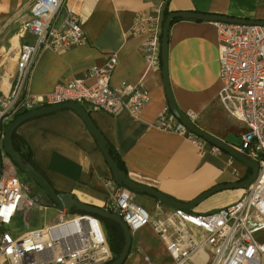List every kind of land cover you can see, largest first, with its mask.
I'll return each mask as SVG.
<instances>
[{"label":"built area","instance_id":"obj_1","mask_svg":"<svg viewBox=\"0 0 264 264\" xmlns=\"http://www.w3.org/2000/svg\"><path fill=\"white\" fill-rule=\"evenodd\" d=\"M77 1L71 0L61 15L68 0H31L29 13L20 23V30L33 40L19 45L12 83L0 93V264H104L112 258L99 218L60 210L53 203H38L2 147L6 125L32 109L75 102L87 112L114 115L126 110L135 116L148 103V92L141 84L110 85L117 64L114 53L106 54L101 66L86 72L89 81L69 79L55 84L46 94L27 93L29 72L41 50L63 53L85 42L80 16L72 8ZM213 25L220 82L216 98L227 115L243 127L234 148L257 162L254 180L235 201L208 214L160 203L152 213L137 202L136 192L119 185L102 208L118 214L131 234L151 226L171 264H259L264 255V239L256 238L264 231V25L221 21ZM127 32L146 36L141 52L149 64L158 67L161 19L157 11L137 13ZM183 116L191 123L196 118L191 110ZM154 126L182 135L200 149L205 144L168 107L159 112ZM210 152L221 150L211 145ZM50 209L53 216L48 222L33 224L31 214ZM189 227L198 228L199 233H192ZM141 259L142 264H155L146 254Z\"/></svg>","mask_w":264,"mask_h":264},{"label":"crops","instance_id":"obj_2","mask_svg":"<svg viewBox=\"0 0 264 264\" xmlns=\"http://www.w3.org/2000/svg\"><path fill=\"white\" fill-rule=\"evenodd\" d=\"M30 3L31 0H0V53L6 50L9 55L12 51L10 56L16 59L19 45L33 40L20 30ZM69 4L71 0L67 5L63 3L61 15ZM72 8L80 16L85 42L63 53L48 48L41 50L29 72L27 93L43 95L65 80L86 79L90 68L101 66L105 55L114 53L117 64L110 85L141 84L148 92L149 101L135 116L126 110L114 115L104 111L89 113L121 158L126 174L179 203H187L217 184L240 181L247 168L236 159L230 160L223 151L211 153V145L203 139L205 144L200 149L184 136L154 126L159 112L168 107L161 64L159 61L158 67L152 66L144 58L141 45L145 35L127 31L137 13L155 10L162 20L164 9L264 20V0H78ZM14 36H17L15 46L11 41ZM217 56L213 22L180 19L170 25L167 75L174 103L180 112L191 110L195 114L193 124L226 143V133L216 134L229 126V116L216 98L220 87ZM14 73L15 62L6 91ZM1 85L2 82L0 93L6 92ZM238 124L240 136L243 127ZM16 132L26 141L32 161L56 191L68 192L84 203L102 207L115 189L95 139L74 111L64 108L29 119ZM238 144L239 141L229 145ZM242 191L241 188L220 190L185 211L201 215L215 212L235 201ZM137 202L151 212L159 204L153 198H137ZM189 231L199 233L195 227H189ZM139 261L142 264L140 256ZM259 264H264V255Z\"/></svg>","mask_w":264,"mask_h":264},{"label":"water","instance_id":"obj_3","mask_svg":"<svg viewBox=\"0 0 264 264\" xmlns=\"http://www.w3.org/2000/svg\"><path fill=\"white\" fill-rule=\"evenodd\" d=\"M173 19H195V20H206V21H221V22H229V23H247V24H259L264 25V20H250L243 19L237 17H228L224 15H216L210 13H202V12H193V11H170L166 14L163 19L161 25V36H160V51H159V60L161 64V72H162V82L164 86V92L168 104L169 111L181 122L190 132H192L195 136L203 139L206 143L217 147L221 151L228 154L230 157L236 159L239 163L244 165L246 168L250 169V175L240 181H236L233 183H223L217 184L210 189L204 191L191 201L187 203H179L172 198L168 197L164 193L158 191L156 188L137 182L131 179L124 171H122L112 159L109 154V149L112 148L110 142L106 139V137L101 133L96 124L94 123L90 113L87 112L80 104L75 102H63L56 105L39 107L36 109H32L30 111L21 113L14 117L5 127L4 129V137L2 140V147L4 153L10 158L13 164L16 166L18 171L25 174L29 177L44 193V196L54 205L57 206L58 209L66 210V211H79L90 213L98 218L108 219L114 223H116L123 235V245L116 256V258L110 262L109 264H123L128 256V251L131 246L132 237L129 232L128 226L121 219L118 214L108 212L104 210L102 207L84 203L77 198L73 197L68 192H56L55 189L51 186L49 181L44 178V176L36 170L28 161L23 159L20 154L13 148L11 142V135L13 131L23 122L46 114H50L60 109H70L74 111L82 120L85 127L91 136L95 139L105 161L108 165L113 181L116 185L125 186L126 188L131 189L132 191L140 194H145L155 199L163 206L168 208H176L187 210L209 197L215 192L224 189H234L241 188L245 189L249 186V184L254 180L258 164L253 159L247 157L244 153L237 151L231 145L225 143L223 140L215 137L214 135L202 130L195 124L191 123L187 120L183 114L177 109L172 93L170 90V85L168 81L167 75V50H168V31Z\"/></svg>","mask_w":264,"mask_h":264},{"label":"rangeland","instance_id":"obj_4","mask_svg":"<svg viewBox=\"0 0 264 264\" xmlns=\"http://www.w3.org/2000/svg\"><path fill=\"white\" fill-rule=\"evenodd\" d=\"M11 44L8 43L7 48H9ZM12 51L7 55L6 50L1 51L0 53V84L2 82V76L5 72H8L9 75L14 72V60L11 59ZM16 57V56H15ZM228 125L226 126L223 132H216V134L226 133L225 140L227 144L236 145L240 140L239 136V124L237 121L235 122L233 118H228ZM23 176V182L27 188V191L31 194V196L38 200V203H48V199L44 196L42 190L25 174L18 171ZM137 198L140 199H152L150 196L145 194L137 193ZM151 212V211H150ZM153 213V211H152ZM34 219L35 225L40 222H48L53 216V211L50 209L47 212L41 213L37 212L35 214H31ZM21 225V223H20ZM132 242L130 246V250L128 252V256L123 264H140L139 256L142 254L148 255L150 260L155 264H171L167 253L164 250V247L157 237V235L153 232L151 226H147L146 228L139 230L137 233L131 235ZM264 237V232L256 235V238L261 239ZM112 255V253H111Z\"/></svg>","mask_w":264,"mask_h":264},{"label":"trees","instance_id":"obj_5","mask_svg":"<svg viewBox=\"0 0 264 264\" xmlns=\"http://www.w3.org/2000/svg\"><path fill=\"white\" fill-rule=\"evenodd\" d=\"M167 13H169V12L166 9H164L162 12L161 25H162L163 19ZM178 20H180V19H173L171 24L175 21H178ZM182 114H184V113H182ZM11 142H12L13 148L20 154V156L23 159H25L26 161H28L36 170H38L44 176L45 179H47L46 176L44 175V173L42 171H40L37 168V166L34 164V162L32 161L31 151H30L26 141L22 137H20V135L16 132V129L13 131V133L11 135ZM108 151H109V154L112 157V159L115 161L116 165L122 171L127 173L125 170V167L123 165V162H122L121 158L119 157V155L116 153L114 147L112 146V148H110ZM250 173H251L250 169L247 168L245 173L242 175V177L239 180H243V179L247 178L250 175ZM47 181H48V179H47ZM56 192H58V191H56ZM47 204H51V202L49 201ZM99 220L101 221V223L105 229L109 249L112 253V258L109 261L104 263V264H109L110 262H112L116 258V256L119 254V252L122 248L123 235H122V231H121L120 227L116 223H114L108 219H104V218H99Z\"/></svg>","mask_w":264,"mask_h":264},{"label":"bare ground","instance_id":"obj_6","mask_svg":"<svg viewBox=\"0 0 264 264\" xmlns=\"http://www.w3.org/2000/svg\"><path fill=\"white\" fill-rule=\"evenodd\" d=\"M12 44L15 46L16 45V41H17V36H14L13 38H12ZM12 59L14 58V56L12 55V56H10ZM14 60V59H13ZM8 79H9V74H8V72H5L4 74H3V76H2V85H1V88H2V90L3 91H6V89H7V87H8ZM198 258H200V257H198Z\"/></svg>","mask_w":264,"mask_h":264}]
</instances>
